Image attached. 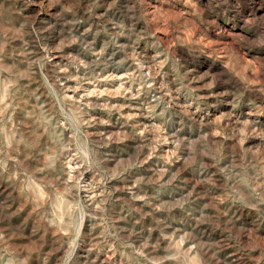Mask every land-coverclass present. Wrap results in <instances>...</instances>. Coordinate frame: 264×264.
Returning <instances> with one entry per match:
<instances>
[{"label":"rangeland","instance_id":"1","mask_svg":"<svg viewBox=\"0 0 264 264\" xmlns=\"http://www.w3.org/2000/svg\"><path fill=\"white\" fill-rule=\"evenodd\" d=\"M0 264H264V0H0Z\"/></svg>","mask_w":264,"mask_h":264}]
</instances>
